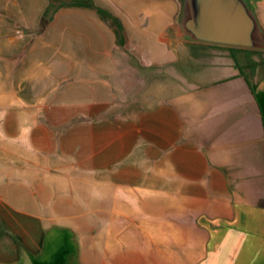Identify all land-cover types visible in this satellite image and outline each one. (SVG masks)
<instances>
[{
  "label": "crops",
  "instance_id": "0c3cea01",
  "mask_svg": "<svg viewBox=\"0 0 264 264\" xmlns=\"http://www.w3.org/2000/svg\"><path fill=\"white\" fill-rule=\"evenodd\" d=\"M177 10L0 0V264H80L94 190L107 263L264 264L262 50L182 41Z\"/></svg>",
  "mask_w": 264,
  "mask_h": 264
},
{
  "label": "water",
  "instance_id": "95a60500",
  "mask_svg": "<svg viewBox=\"0 0 264 264\" xmlns=\"http://www.w3.org/2000/svg\"><path fill=\"white\" fill-rule=\"evenodd\" d=\"M177 32L187 42L264 50V30L251 0H175Z\"/></svg>",
  "mask_w": 264,
  "mask_h": 264
},
{
  "label": "rangeland",
  "instance_id": "374dc122",
  "mask_svg": "<svg viewBox=\"0 0 264 264\" xmlns=\"http://www.w3.org/2000/svg\"><path fill=\"white\" fill-rule=\"evenodd\" d=\"M176 4H177V2H176ZM177 6H178V4H177ZM259 14H260V17L264 23V12L259 10ZM175 15L176 16H175V25L174 26L176 28H178L177 22H176L178 10H177V13ZM182 41H184V40L182 39ZM263 51L264 50L255 52L253 54V59L258 60V61H260V60L264 61V52ZM167 72H169V70ZM141 73H142L141 74L142 80H145L146 77L148 78V74H149L148 70H141ZM164 75H165L164 72H161V73L158 72V75L156 77H157V79H165L166 76H164ZM189 77L192 78L191 74H189ZM95 192H96V190H94L93 203H92V206L90 208H92L93 210L97 209V211H95L94 213L89 214V215H84V216L80 215L77 217L78 221L74 222L75 225L80 226V228L77 231V237H78L77 240H78V243L80 245L79 263L80 264H113L111 262L107 263V256L104 255L102 243L107 242V241L115 242V240L108 237L105 231H100V232H98V234L91 236V237H89L90 235L88 234L89 232H91L90 230L88 232H86V230L83 231L84 228H86L84 225L85 223H92L93 227H97V228H99L100 224H101L102 216L99 213V209L102 207V205H101V200L98 198V196L95 194ZM57 196H55V197H57ZM48 200H51V199H48ZM48 200H47V202L49 204H51L53 202V200L50 202ZM78 202H79V199H78ZM78 211L84 212V208L82 205H80V203L78 204ZM81 223H82V225H80ZM88 239L91 240V242H89ZM18 264H22V262H20Z\"/></svg>",
  "mask_w": 264,
  "mask_h": 264
},
{
  "label": "trees",
  "instance_id": "16d2710c",
  "mask_svg": "<svg viewBox=\"0 0 264 264\" xmlns=\"http://www.w3.org/2000/svg\"><path fill=\"white\" fill-rule=\"evenodd\" d=\"M96 11H97L98 15H99L103 20H105V21H110V23H111L112 25H114V26H116V27L119 28L118 21H117V20H116V19H115L110 13H108V12H106V11L100 9V8H96ZM49 19H50V18L47 16V13L44 14V16H43V18H42V20H41L40 26H41V27H44V26L48 23ZM254 51H256V50H254Z\"/></svg>",
  "mask_w": 264,
  "mask_h": 264
}]
</instances>
